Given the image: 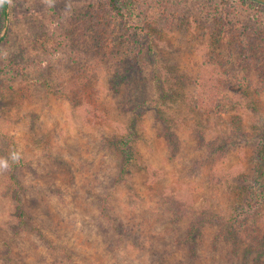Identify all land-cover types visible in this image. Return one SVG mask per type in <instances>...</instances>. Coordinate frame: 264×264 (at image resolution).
<instances>
[{"label":"rangeland","instance_id":"rangeland-1","mask_svg":"<svg viewBox=\"0 0 264 264\" xmlns=\"http://www.w3.org/2000/svg\"><path fill=\"white\" fill-rule=\"evenodd\" d=\"M7 1L0 264H264V6ZM224 218L250 232L237 255Z\"/></svg>","mask_w":264,"mask_h":264},{"label":"trees","instance_id":"trees-1","mask_svg":"<svg viewBox=\"0 0 264 264\" xmlns=\"http://www.w3.org/2000/svg\"><path fill=\"white\" fill-rule=\"evenodd\" d=\"M240 2H244V0H238ZM109 6L118 14V16L122 20H127L126 14L122 11L124 8L132 10L136 9L135 5H123L118 0H109ZM130 7V8H129ZM8 8L9 4L7 0H3L1 4V14L4 18H7L8 16ZM217 101L215 98L211 97L207 101V105L211 106L216 104ZM168 134L173 139V133L171 131H168ZM127 142L120 139L118 141V146L115 148V153L118 154V157L121 159V166L122 171L125 173L132 167L133 163V154L131 152V148H128ZM217 150V149H216ZM216 152V151H215ZM6 159L10 168V184L8 187L9 192L12 194V196H17V176L15 174V170L21 165L20 157L18 156L17 148L14 144H9L6 150ZM257 176L260 182L261 190L264 194V141L260 148L259 152V162L257 165ZM19 200V199H18ZM209 216V215H208ZM224 221L227 223L228 228H223L220 234H218L217 237H222V240H226L227 243H230L233 246V250H231V253L237 255L241 251V248L243 246V242L246 241V237L250 236V232L247 227L244 225L238 226L237 224H229L228 221H226V218H224ZM22 223H25L27 225L26 220H23ZM202 225V223H195L192 225L190 232L199 230V226ZM264 229L263 227H260L259 230L262 231ZM190 233V235H191ZM199 233V232H198ZM262 238V237H261ZM262 242V245H264V239L263 241H257V243ZM261 244V243H260ZM244 264L247 262H243Z\"/></svg>","mask_w":264,"mask_h":264},{"label":"water","instance_id":"water-1","mask_svg":"<svg viewBox=\"0 0 264 264\" xmlns=\"http://www.w3.org/2000/svg\"><path fill=\"white\" fill-rule=\"evenodd\" d=\"M246 1H251V2L264 6V0H246Z\"/></svg>","mask_w":264,"mask_h":264},{"label":"clouds","instance_id":"clouds-1","mask_svg":"<svg viewBox=\"0 0 264 264\" xmlns=\"http://www.w3.org/2000/svg\"><path fill=\"white\" fill-rule=\"evenodd\" d=\"M0 2H3V0H0Z\"/></svg>","mask_w":264,"mask_h":264}]
</instances>
